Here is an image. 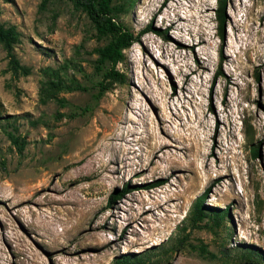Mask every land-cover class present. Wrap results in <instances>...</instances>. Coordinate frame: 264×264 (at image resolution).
I'll list each match as a JSON object with an SVG mask.
<instances>
[{"label": "rangeland", "instance_id": "rangeland-1", "mask_svg": "<svg viewBox=\"0 0 264 264\" xmlns=\"http://www.w3.org/2000/svg\"><path fill=\"white\" fill-rule=\"evenodd\" d=\"M112 6L135 34L161 31L125 51L119 82L72 2L0 0L28 71L0 42V264H264L242 251L264 259V0H227L223 37L220 0ZM208 190L230 216L192 228Z\"/></svg>", "mask_w": 264, "mask_h": 264}, {"label": "trees", "instance_id": "trees-1", "mask_svg": "<svg viewBox=\"0 0 264 264\" xmlns=\"http://www.w3.org/2000/svg\"><path fill=\"white\" fill-rule=\"evenodd\" d=\"M72 2L77 8L82 9L87 13L89 19L93 23L98 35L100 37L109 38V43L99 49V64L102 69L105 68V64H111V68L106 71V77L112 79L113 81H122L124 79L123 73L116 70V65L124 61L125 51L131 48L135 43L139 42L140 39L150 32L161 35V31L153 27L152 24L148 25L144 30L140 31L138 34L127 29L122 23H120L115 14L114 7L112 6L113 0H68ZM226 6L227 0H220V7L218 10V17L220 19V31L222 37L224 36V26L226 21ZM18 33L15 28H8L0 23V42L3 44L8 56L11 58V63L16 71L23 70L24 73H28L27 69L22 67L14 54V46L18 41ZM15 144H20L19 138H14ZM255 155L259 154V148L256 147L254 151ZM164 181H158L149 188L159 187L163 185ZM131 189L127 185L122 189H115L110 196L109 204H113L117 200L123 198L126 194L130 193ZM208 192H205L200 196L194 204L187 216V221L190 223L192 228H200L202 222L208 220L205 226H215L220 227L225 224L226 219L230 216L229 209L218 210L207 207L205 205V200L208 196ZM202 228V227H201ZM229 237L231 238V229H228ZM182 242V241H181ZM245 253H249V261L254 263H259L263 261V257L260 251L253 247L242 248ZM247 255V254H245ZM148 260L151 258L149 256L142 257L138 261L131 258V256H123L118 259L115 264H130L136 262L135 264H147Z\"/></svg>", "mask_w": 264, "mask_h": 264}]
</instances>
